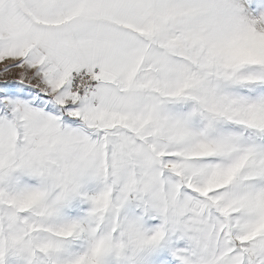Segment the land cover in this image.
Instances as JSON below:
<instances>
[{
	"label": "snow or ice",
	"instance_id": "obj_1",
	"mask_svg": "<svg viewBox=\"0 0 264 264\" xmlns=\"http://www.w3.org/2000/svg\"><path fill=\"white\" fill-rule=\"evenodd\" d=\"M0 264H264V0H0Z\"/></svg>",
	"mask_w": 264,
	"mask_h": 264
},
{
	"label": "rangeland",
	"instance_id": "obj_2",
	"mask_svg": "<svg viewBox=\"0 0 264 264\" xmlns=\"http://www.w3.org/2000/svg\"><path fill=\"white\" fill-rule=\"evenodd\" d=\"M0 67H2V65H0Z\"/></svg>",
	"mask_w": 264,
	"mask_h": 264
}]
</instances>
